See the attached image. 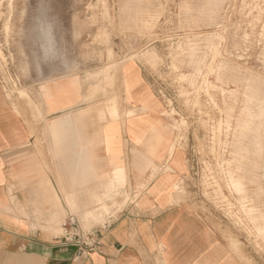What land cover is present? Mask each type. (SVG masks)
<instances>
[{"label": "rangeland", "instance_id": "rangeland-1", "mask_svg": "<svg viewBox=\"0 0 264 264\" xmlns=\"http://www.w3.org/2000/svg\"><path fill=\"white\" fill-rule=\"evenodd\" d=\"M122 68L144 71L188 153L179 200L264 264V0H0L6 86L79 74L95 99Z\"/></svg>", "mask_w": 264, "mask_h": 264}, {"label": "crops", "instance_id": "crops-1", "mask_svg": "<svg viewBox=\"0 0 264 264\" xmlns=\"http://www.w3.org/2000/svg\"><path fill=\"white\" fill-rule=\"evenodd\" d=\"M94 85L0 77V264H256L179 200L188 153H171L166 104L144 71L122 68L91 99ZM71 216L103 230L99 249L79 256L64 240Z\"/></svg>", "mask_w": 264, "mask_h": 264}, {"label": "built area", "instance_id": "built-area-1", "mask_svg": "<svg viewBox=\"0 0 264 264\" xmlns=\"http://www.w3.org/2000/svg\"><path fill=\"white\" fill-rule=\"evenodd\" d=\"M64 240L78 247V255L83 256L88 252L100 248L103 230L96 228L87 232L81 230L79 220L75 216L65 219L63 222Z\"/></svg>", "mask_w": 264, "mask_h": 264}, {"label": "bare ground", "instance_id": "bare-ground-1", "mask_svg": "<svg viewBox=\"0 0 264 264\" xmlns=\"http://www.w3.org/2000/svg\"><path fill=\"white\" fill-rule=\"evenodd\" d=\"M51 110H52V108H51ZM54 110V109H53ZM119 172V171H118Z\"/></svg>", "mask_w": 264, "mask_h": 264}]
</instances>
